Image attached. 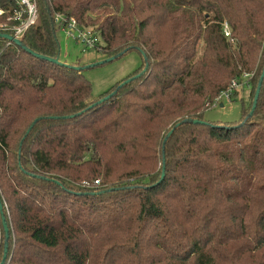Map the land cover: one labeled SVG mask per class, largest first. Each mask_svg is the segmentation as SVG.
<instances>
[{
	"label": "trees",
	"instance_id": "1",
	"mask_svg": "<svg viewBox=\"0 0 264 264\" xmlns=\"http://www.w3.org/2000/svg\"><path fill=\"white\" fill-rule=\"evenodd\" d=\"M38 11L23 47L0 36V262L264 264V77L252 110L264 0H38ZM55 13L141 64L89 100L79 62L29 52L58 57ZM232 80L248 90L239 119L203 123Z\"/></svg>",
	"mask_w": 264,
	"mask_h": 264
},
{
	"label": "rangeland",
	"instance_id": "2",
	"mask_svg": "<svg viewBox=\"0 0 264 264\" xmlns=\"http://www.w3.org/2000/svg\"><path fill=\"white\" fill-rule=\"evenodd\" d=\"M56 36L60 47L57 58L62 63L79 62L78 66H85L96 64V62L110 57L97 47L82 48L81 43L73 41L64 30L58 29ZM141 61L142 56L140 53L135 49H131L109 62L82 69L81 72L89 80L92 88L89 100L96 99V97L109 90L115 82L127 77L141 64ZM241 97L245 100L248 98V90L244 84H239L236 87L230 99L223 97L217 103L213 101L212 105L203 114L204 120L206 122L217 121L223 123L224 121L239 119Z\"/></svg>",
	"mask_w": 264,
	"mask_h": 264
},
{
	"label": "built area",
	"instance_id": "3",
	"mask_svg": "<svg viewBox=\"0 0 264 264\" xmlns=\"http://www.w3.org/2000/svg\"><path fill=\"white\" fill-rule=\"evenodd\" d=\"M11 5L7 8L0 7V14H8V26H3L14 38H21L24 33L38 20V0H9ZM54 24L58 29L64 30L66 34L76 42H80L82 48H95L101 43L99 34L91 27H85L77 23L74 17H67L59 13L54 14ZM224 34H229L228 25L224 24ZM246 76V75H244ZM240 83L231 81L229 87L223 90L215 99L214 103L221 98H230V94ZM97 181H95L96 183Z\"/></svg>",
	"mask_w": 264,
	"mask_h": 264
},
{
	"label": "water",
	"instance_id": "4",
	"mask_svg": "<svg viewBox=\"0 0 264 264\" xmlns=\"http://www.w3.org/2000/svg\"><path fill=\"white\" fill-rule=\"evenodd\" d=\"M0 36L1 37H3V38H5L6 40H8V42H11V43H15V44H18V45H22V47H23V44L21 43V40L19 39V38H14L12 35H10V34H8V33H0ZM29 51V50H28ZM30 53H33L35 56H37V57H39V58H42V59H46V60H50V61H53V62H55V63H57V64H62V62L59 60V58H57V57H54V58H51V57H45V56H43V55H40V54H38V53H36V52H31V51H29ZM123 53H125V50H123V51H121V52H119V53H117V54H115V55H111V57H109V58H107V59H105V60H103V61H99V62H96V64H102V63H104V62H109V61H111L112 59H114V58H116V57H118V56H120V55H122ZM96 64H92V65H85V66H82V65H80V66H72L74 69H76V70H82V69H84V68H88V67H93V66H96ZM263 68H264V66H263ZM264 77V69H263V72H262V74H261V76H260V79H259V81H258V86H257V88H256V90H255V94H254V104H253V107H252V110L254 109V107H255V105H256V101H257V97H258V93H259V90H260V87H261V80H262V78ZM122 84V83H121ZM109 97V96H108ZM221 106H222V104H221ZM252 110L250 111V113L249 114H251L252 113ZM194 121H198V120H194ZM200 122H202V121H200ZM203 123H207L208 124V122H203ZM173 129L174 128H171L167 133H168V135L167 136H169L170 134H172L171 132L173 131ZM163 171H162V174H161V178L160 179H162V177H163ZM2 210H3V204H2V202L0 201V212L2 213ZM2 226H3V230H4V232H5V241H4V254H3V257H2V260H4L5 258H6V251H7V239H8V236H9V232H8V227H7V224H6V222H5V218L4 217H2ZM0 264H2V262H0Z\"/></svg>",
	"mask_w": 264,
	"mask_h": 264
}]
</instances>
